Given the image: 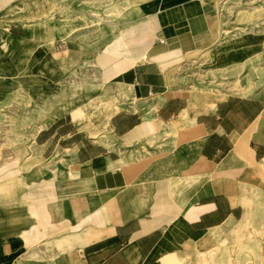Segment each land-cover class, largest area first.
<instances>
[{"label":"crops","instance_id":"obj_1","mask_svg":"<svg viewBox=\"0 0 264 264\" xmlns=\"http://www.w3.org/2000/svg\"><path fill=\"white\" fill-rule=\"evenodd\" d=\"M122 1L110 13L142 16L94 49L102 16L79 29L48 16L57 0H0V104L37 82L27 145L0 164V264H171L189 242L247 233L238 188L264 173V31L226 38L220 0ZM206 55L214 74L243 69V95L199 85L224 98L195 99L188 60Z\"/></svg>","mask_w":264,"mask_h":264},{"label":"rangeland","instance_id":"obj_2","mask_svg":"<svg viewBox=\"0 0 264 264\" xmlns=\"http://www.w3.org/2000/svg\"><path fill=\"white\" fill-rule=\"evenodd\" d=\"M46 1L51 2L52 0ZM57 1L63 4L57 6V9L47 12L48 16L53 17L55 15V17H59L64 21H73L78 25L77 27L79 29L81 27H87V19L83 18L84 14L99 15V17L102 16V18L105 19V21H103L104 30L102 33L100 34V28L98 27L92 29L96 36L95 34H90L94 49L104 38H111L125 27H117L111 23H122L123 21L133 19V17L142 16L140 11H134L136 7L134 9H132V7L123 10L121 11L122 14L110 13L112 6L109 2L113 1L122 4L124 3L122 0ZM144 1L147 0H137V2L141 3ZM125 2L127 4L128 0ZM220 2L221 18L223 22H228L224 23L222 28V32H225L224 35L226 38L245 32L264 31V0H220ZM229 30H231V33H229ZM99 34L102 36L101 41L94 42L100 37ZM81 45L85 44L83 43ZM212 57L206 55L204 57L190 58L188 60L191 64L188 71L195 70L194 72L198 73L199 78V82H197L198 86L192 84L194 86L193 95L197 100L202 99L205 103V107L212 102H218L224 97L220 98V95H223L221 91L207 88H201L199 90V85H202V87L208 86V88L217 87L221 88L222 91H231L233 94L243 95V92H240L238 88H244L247 86L246 83L250 82V79L247 78L246 80L243 69L241 68H235L232 72L229 71L230 73L228 71L219 70L220 72L214 74L213 68L214 66L216 67L218 63L216 59L213 60ZM210 58L212 60H210ZM27 59L29 58L25 59V64L28 63V61L32 62L30 67L36 64V59L28 61ZM17 66L20 67L21 64L19 63ZM19 67L17 70L20 71ZM253 69L255 73L261 70L256 64H254ZM19 82V84L23 86V89H21L19 84L16 85L15 88L17 90L13 92L14 98L8 97L7 100L0 104V152L3 150L7 151L4 153L5 155L0 154V164L16 158L15 155H12L10 152V149H13V144H15L16 141L27 145V142L18 136V133H20V126L24 128L32 127V123H29L30 115H27L30 114V111L23 114L25 110L23 106H26L29 110L33 108L31 103L32 101L36 102V95L33 94L31 90L37 91V82L36 79L31 77H26ZM27 88H30V90H27ZM26 96L28 97L27 102L25 101ZM224 96L227 97L226 94ZM127 97L128 94L126 92H120L117 97V100H119L118 103L122 104V100H126ZM14 103H16L17 110L14 114L10 115V110L5 107L7 105L9 106V104L12 106ZM101 104L103 103L101 102ZM97 105L93 106L92 112L94 113L95 119L100 115L101 110L103 111L106 107L102 106L100 109ZM35 109L36 108H33L31 112L36 113ZM131 110L135 111V109L132 108ZM18 121L22 124L18 123ZM244 182H246L247 185H242L238 188L242 193V200L238 201V203L243 206L245 204V198H247V208L250 209L252 206L251 214L247 212L245 217L246 222L243 220L241 224L242 228L247 229V233L229 234L216 241L204 239V242L198 244L189 242L182 250L175 252L171 264H264V173H257L255 176L253 175V177H248ZM252 184L260 185V187L256 188V192Z\"/></svg>","mask_w":264,"mask_h":264},{"label":"bare ground","instance_id":"obj_3","mask_svg":"<svg viewBox=\"0 0 264 264\" xmlns=\"http://www.w3.org/2000/svg\"><path fill=\"white\" fill-rule=\"evenodd\" d=\"M245 220V222H246V219H244Z\"/></svg>","mask_w":264,"mask_h":264}]
</instances>
